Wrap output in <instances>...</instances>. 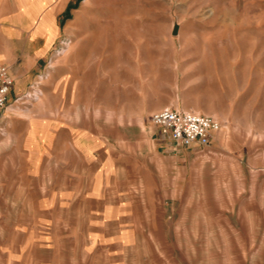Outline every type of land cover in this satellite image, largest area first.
Returning <instances> with one entry per match:
<instances>
[{"label": "rangeland", "instance_id": "1", "mask_svg": "<svg viewBox=\"0 0 264 264\" xmlns=\"http://www.w3.org/2000/svg\"><path fill=\"white\" fill-rule=\"evenodd\" d=\"M0 64V264H264V0H0Z\"/></svg>", "mask_w": 264, "mask_h": 264}, {"label": "built area", "instance_id": "2", "mask_svg": "<svg viewBox=\"0 0 264 264\" xmlns=\"http://www.w3.org/2000/svg\"><path fill=\"white\" fill-rule=\"evenodd\" d=\"M13 83L9 69L0 64V117L6 108ZM150 122L160 128L176 147L190 149L209 146L221 131V124L213 117L173 109L154 112Z\"/></svg>", "mask_w": 264, "mask_h": 264}, {"label": "crops", "instance_id": "3", "mask_svg": "<svg viewBox=\"0 0 264 264\" xmlns=\"http://www.w3.org/2000/svg\"><path fill=\"white\" fill-rule=\"evenodd\" d=\"M74 76H69V77H67V79H70V78H73ZM66 77H64L63 78V80L61 81L62 83L66 80L65 79ZM93 196H94V194H93ZM93 237H89V235L87 236V239H85V243L87 244V245H89L88 243H90V244H93L94 246H93V251H92V253L94 252V250H95V247H96V245L98 244V238L97 239H95L96 237H101V236H99V235H97L96 234V230L98 229V227H96V226H93ZM105 238H106V235H105ZM96 249H98V248H96ZM97 251H100V250H97ZM109 252H111L112 253V250L110 251V250H107V252L105 251V250H103L101 253L103 254V256H106L107 257V259L105 260V264H108V260L109 261H111V259H112V262H109V264H118V262H119V260L118 259H114V257H116L117 255H113V254H110ZM92 253L90 254V256L92 255ZM100 256H98V258H99ZM98 264V263H97ZM104 264V263H103Z\"/></svg>", "mask_w": 264, "mask_h": 264}, {"label": "water", "instance_id": "4", "mask_svg": "<svg viewBox=\"0 0 264 264\" xmlns=\"http://www.w3.org/2000/svg\"><path fill=\"white\" fill-rule=\"evenodd\" d=\"M175 33H176V31H175Z\"/></svg>", "mask_w": 264, "mask_h": 264}]
</instances>
